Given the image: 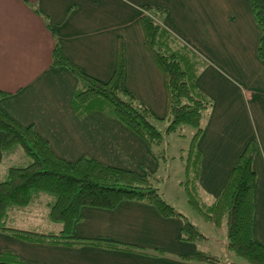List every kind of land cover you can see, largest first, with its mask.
Instances as JSON below:
<instances>
[{
	"label": "crops",
	"instance_id": "crops-1",
	"mask_svg": "<svg viewBox=\"0 0 264 264\" xmlns=\"http://www.w3.org/2000/svg\"><path fill=\"white\" fill-rule=\"evenodd\" d=\"M145 5L167 9L162 24L206 60L198 87L213 101L198 138L200 186L218 197L243 149L255 139L253 236L264 244V60L261 29L250 0H0L1 107L23 126L32 125L60 157H89L136 171L158 170L159 159L140 135L101 111L79 116L73 98L80 79L53 64L57 43L86 74L112 76L123 43L125 88L157 117L166 111L161 69L144 43ZM0 181L11 157L2 151ZM180 217H164L151 204L122 201L115 208L84 206L73 233L137 245L146 252L85 244L31 242L0 232V252L10 250L31 264H203L186 260L202 247L183 241Z\"/></svg>",
	"mask_w": 264,
	"mask_h": 264
},
{
	"label": "trees",
	"instance_id": "trees-1",
	"mask_svg": "<svg viewBox=\"0 0 264 264\" xmlns=\"http://www.w3.org/2000/svg\"><path fill=\"white\" fill-rule=\"evenodd\" d=\"M255 19L261 29L258 56L264 60V0H250ZM167 9L160 5H145L140 17L145 46L164 75L166 86V111L157 117L143 102L125 88V59L122 41L118 47L115 70L107 81L83 72L57 43L53 51V64L68 67L79 79L80 88L73 98L76 113L83 117L101 111L121 121L126 127L144 138L150 152L157 159L166 160L162 147L165 133L183 126L193 127L194 134L187 150L185 187L190 205L206 220L217 226L226 225L228 248L249 264H264V244L253 236L254 189L257 174L253 160L258 149L255 139H250L240 154L221 193L208 204L200 186L202 154L197 146L206 120L213 106L212 99L197 85L198 76L206 60L168 30L162 19ZM7 93L0 90V100ZM167 121L165 132L158 122ZM0 131L4 133L2 151L11 160L0 181V232H5L31 242H45L70 246L85 244L112 249L146 252L140 246L101 238H81L73 233L74 225L81 219L84 206L115 208L122 201H143L153 205L164 217L183 219L181 239L200 243L208 239L186 215L168 203L156 186L152 172L141 175L136 171L105 165L100 161L81 157L71 162L58 156L48 140L39 135L32 125L23 126L14 120L0 105ZM17 148L31 159L25 164L16 163L13 152ZM154 179V180H153ZM48 195L47 216L51 224L61 227L41 230L20 226L15 215L30 210L39 195ZM186 260L218 264L220 258L210 250L197 248ZM0 264H31L21 260L14 252H0Z\"/></svg>",
	"mask_w": 264,
	"mask_h": 264
},
{
	"label": "rangeland",
	"instance_id": "rangeland-1",
	"mask_svg": "<svg viewBox=\"0 0 264 264\" xmlns=\"http://www.w3.org/2000/svg\"><path fill=\"white\" fill-rule=\"evenodd\" d=\"M157 124L159 126L158 128L165 132L168 124L167 121L158 122ZM194 130L191 126H183L177 131L165 133L162 147L165 149V156L167 158L166 160L159 159L160 166L158 170L152 172L156 176V186L168 203L186 215L199 230L208 236V239L200 242V244L203 248L210 250L220 258L218 264H249L245 259L237 256L228 248L226 225L217 226L213 222L206 220L188 202L185 187L181 184L185 180L186 163L182 155L187 157V150L190 146ZM13 154H15V159L18 160L16 163L25 164L31 161L20 148H17V152H13ZM39 196L38 202L33 206L36 208L18 212L15 215V222L20 226H31L41 230L54 231V229L60 228V224H51L47 216L49 210L47 199L50 196H44V194ZM207 196L208 194H205L201 198L209 203L211 201ZM201 263L210 264L205 262Z\"/></svg>",
	"mask_w": 264,
	"mask_h": 264
}]
</instances>
